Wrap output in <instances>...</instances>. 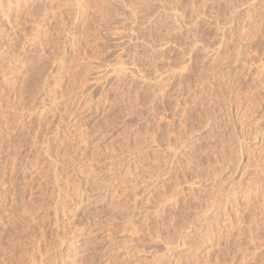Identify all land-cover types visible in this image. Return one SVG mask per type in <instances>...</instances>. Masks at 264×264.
Listing matches in <instances>:
<instances>
[{"label": "rangeland", "instance_id": "rangeland-1", "mask_svg": "<svg viewBox=\"0 0 264 264\" xmlns=\"http://www.w3.org/2000/svg\"><path fill=\"white\" fill-rule=\"evenodd\" d=\"M0 264H264V0H0Z\"/></svg>", "mask_w": 264, "mask_h": 264}]
</instances>
